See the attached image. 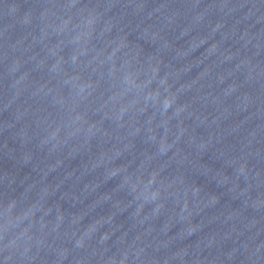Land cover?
Wrapping results in <instances>:
<instances>
[{
    "label": "water",
    "instance_id": "1",
    "mask_svg": "<svg viewBox=\"0 0 264 264\" xmlns=\"http://www.w3.org/2000/svg\"><path fill=\"white\" fill-rule=\"evenodd\" d=\"M0 264H264V0H0Z\"/></svg>",
    "mask_w": 264,
    "mask_h": 264
}]
</instances>
